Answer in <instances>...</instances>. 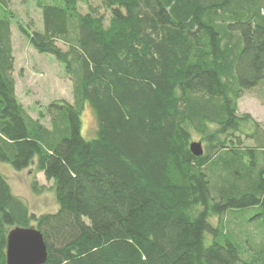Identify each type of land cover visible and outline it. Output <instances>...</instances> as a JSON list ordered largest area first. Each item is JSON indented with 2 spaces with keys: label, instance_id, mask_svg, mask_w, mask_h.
I'll list each match as a JSON object with an SVG mask.
<instances>
[{
  "label": "trees",
  "instance_id": "obj_1",
  "mask_svg": "<svg viewBox=\"0 0 264 264\" xmlns=\"http://www.w3.org/2000/svg\"><path fill=\"white\" fill-rule=\"evenodd\" d=\"M81 1L36 0L39 31L0 0V163L29 170L33 190L43 174L59 205L31 213L0 172V264L16 227L43 234L45 264H264L262 247L222 223L264 217V128L238 105L264 84V0H102L109 19L93 6L82 14ZM15 23L64 66L73 102L39 118L21 104ZM87 104L93 139L82 134ZM242 135L256 146L241 148ZM235 240L251 246L246 260Z\"/></svg>",
  "mask_w": 264,
  "mask_h": 264
},
{
  "label": "rangeland",
  "instance_id": "obj_2",
  "mask_svg": "<svg viewBox=\"0 0 264 264\" xmlns=\"http://www.w3.org/2000/svg\"><path fill=\"white\" fill-rule=\"evenodd\" d=\"M90 6L99 10L106 19H109V12L103 8L102 0H83L80 2L79 10L82 14H86L90 11ZM9 8L15 14L17 21L21 22L26 29L29 28L30 30L33 27L39 31L43 30V17L41 10L37 7L36 0H11ZM106 24H108V20ZM13 44L15 56L13 76L16 82V94L21 104L33 118H39L42 112L47 114V107L53 101L65 99L73 102V84L66 74L64 66L52 56L38 54L27 38L19 31L18 23L13 25ZM60 46L66 48L62 43ZM238 105L240 115L251 114L264 128V84L246 91L240 98ZM41 120L46 126L50 125V119L47 115H44ZM95 122L94 113L90 105L87 104L82 115V134L85 138L93 139L95 137ZM245 130L250 131V126L246 125ZM241 137L243 140L242 145H240L241 148H254L256 146L255 140L248 139L244 135ZM193 139L194 142H202L196 134H194ZM224 158H230V154L225 155ZM250 158V154L244 158L247 163L249 162L248 167H251ZM0 172L8 179L13 193L27 203L31 213L39 216L58 211L59 205L56 201L54 184L47 181L43 174L36 175L38 188L33 190L31 182L34 176L29 170L18 172L10 165L0 163ZM260 213V211L247 212L244 216L233 221V226L222 223L225 230H229L234 238L239 235L243 241L250 240L254 250L258 247L264 249V217L258 216ZM224 219L227 220L228 217L226 216ZM210 222L213 226L220 224L218 218H211ZM213 241V235L207 233L206 244L210 245ZM235 241L240 246L242 260H246V257L250 255L248 248L251 249V246L247 242L248 248H246L244 242Z\"/></svg>",
  "mask_w": 264,
  "mask_h": 264
},
{
  "label": "water",
  "instance_id": "obj_3",
  "mask_svg": "<svg viewBox=\"0 0 264 264\" xmlns=\"http://www.w3.org/2000/svg\"><path fill=\"white\" fill-rule=\"evenodd\" d=\"M191 153L200 157L204 154L203 144L193 142ZM6 264H45L48 259V248L43 234L35 227H16L8 234Z\"/></svg>",
  "mask_w": 264,
  "mask_h": 264
}]
</instances>
